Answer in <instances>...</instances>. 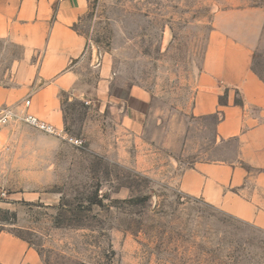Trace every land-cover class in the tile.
<instances>
[{
	"label": "rangeland",
	"instance_id": "1",
	"mask_svg": "<svg viewBox=\"0 0 264 264\" xmlns=\"http://www.w3.org/2000/svg\"><path fill=\"white\" fill-rule=\"evenodd\" d=\"M87 1L76 29L110 69L116 96L131 86L149 93L144 134L127 136L106 111L67 99L61 136L7 125L0 233L25 241L42 264H264V232L178 189L182 170L234 154L213 142V119L190 116L223 0ZM19 54L0 43V70ZM242 168L254 184L257 173Z\"/></svg>",
	"mask_w": 264,
	"mask_h": 264
},
{
	"label": "crops",
	"instance_id": "2",
	"mask_svg": "<svg viewBox=\"0 0 264 264\" xmlns=\"http://www.w3.org/2000/svg\"><path fill=\"white\" fill-rule=\"evenodd\" d=\"M87 8V0H0V43L20 50L0 70V106L61 132L64 100L81 101L106 111L127 136H143L149 93L132 86L125 98L113 93L110 69L76 29ZM211 26L190 116L213 119V142L234 154L182 170L178 189L264 232V0H223ZM242 167L257 173L254 184ZM0 264L42 262L25 241L2 232Z\"/></svg>",
	"mask_w": 264,
	"mask_h": 264
},
{
	"label": "built area",
	"instance_id": "3",
	"mask_svg": "<svg viewBox=\"0 0 264 264\" xmlns=\"http://www.w3.org/2000/svg\"><path fill=\"white\" fill-rule=\"evenodd\" d=\"M30 105V101L26 100L23 102L24 109H27ZM20 122L24 123L29 127L35 128L45 134L60 136L61 132L57 131L51 125L39 120L37 117L27 113L20 112L17 107H1L0 106V132L10 123Z\"/></svg>",
	"mask_w": 264,
	"mask_h": 264
},
{
	"label": "trees",
	"instance_id": "4",
	"mask_svg": "<svg viewBox=\"0 0 264 264\" xmlns=\"http://www.w3.org/2000/svg\"><path fill=\"white\" fill-rule=\"evenodd\" d=\"M225 215V214H224ZM225 216H227V215H225ZM228 218H231V219H234V218H232V217H229V216H227ZM234 220H236V219H234ZM237 222H240V224H242V225H244V226H246V227H249V228H252L253 230H255V231H258L259 232V230L258 229H256V228H254L253 226H251V225H248V224H246V223H243V222H241V221H238L237 220ZM214 252H219V250H216V251H214ZM212 260L214 261V256H213V258H212ZM212 261V263H215V261L213 262Z\"/></svg>",
	"mask_w": 264,
	"mask_h": 264
}]
</instances>
